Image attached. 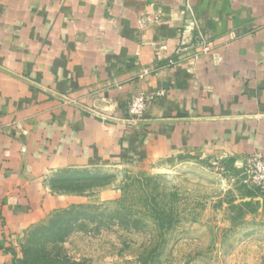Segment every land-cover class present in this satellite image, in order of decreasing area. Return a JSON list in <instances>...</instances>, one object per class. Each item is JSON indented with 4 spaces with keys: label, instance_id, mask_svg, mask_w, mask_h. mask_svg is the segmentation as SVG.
<instances>
[{
    "label": "crops",
    "instance_id": "1",
    "mask_svg": "<svg viewBox=\"0 0 264 264\" xmlns=\"http://www.w3.org/2000/svg\"><path fill=\"white\" fill-rule=\"evenodd\" d=\"M161 90L141 122H124L133 97ZM254 153L264 156V0H0V264L32 225L83 202L53 190L62 171ZM244 192L264 224V197Z\"/></svg>",
    "mask_w": 264,
    "mask_h": 264
},
{
    "label": "rangeland",
    "instance_id": "2",
    "mask_svg": "<svg viewBox=\"0 0 264 264\" xmlns=\"http://www.w3.org/2000/svg\"><path fill=\"white\" fill-rule=\"evenodd\" d=\"M243 163L183 155L62 171L53 190L83 202L32 225L8 264H264Z\"/></svg>",
    "mask_w": 264,
    "mask_h": 264
},
{
    "label": "built area",
    "instance_id": "3",
    "mask_svg": "<svg viewBox=\"0 0 264 264\" xmlns=\"http://www.w3.org/2000/svg\"><path fill=\"white\" fill-rule=\"evenodd\" d=\"M150 18L145 17L141 20V24L143 27L147 26ZM188 42L183 41L182 46L179 47L176 51L177 54L188 50ZM199 47H201L202 53H206L210 50L208 40L203 36H199L198 41ZM186 46V47H184ZM200 52L193 55L194 58H197ZM178 63L175 59H170L168 65L174 66ZM149 70H146L144 74H148ZM167 91L161 90L156 93L146 95L145 93H140L139 95L133 97L127 106V120L137 121L143 118L148 105L154 101L157 97L166 96ZM23 134H28V130L22 129ZM23 151H25V147H23ZM243 176H244V183L246 186L256 189L260 195L264 197V156L260 153H254L247 157L243 163Z\"/></svg>",
    "mask_w": 264,
    "mask_h": 264
},
{
    "label": "water",
    "instance_id": "4",
    "mask_svg": "<svg viewBox=\"0 0 264 264\" xmlns=\"http://www.w3.org/2000/svg\"><path fill=\"white\" fill-rule=\"evenodd\" d=\"M95 113V112H94ZM103 117H105V116H103ZM105 118H107V119H112V118H109V117H105ZM124 122H127V123H139V122H141V121H131V120H127V121H124Z\"/></svg>",
    "mask_w": 264,
    "mask_h": 264
}]
</instances>
